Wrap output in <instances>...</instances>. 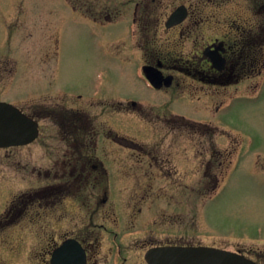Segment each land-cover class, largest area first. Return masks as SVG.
<instances>
[{"label": "flooded vegetation", "instance_id": "af4514ba", "mask_svg": "<svg viewBox=\"0 0 264 264\" xmlns=\"http://www.w3.org/2000/svg\"><path fill=\"white\" fill-rule=\"evenodd\" d=\"M111 2L76 0V10L95 14L99 24L131 14L139 77L169 100L204 99L217 113L231 88L264 74V0H126L125 12ZM173 14L179 21L168 26ZM81 100L36 103L27 112L38 123L37 139L41 121L51 126L45 140L53 155L30 168L27 187L0 213V264H147L152 248L227 249L200 240L203 218L188 197L193 151L177 142L180 132L212 142L197 152L206 157L195 169L202 191H214L232 163V151L219 143L224 131L175 115L171 101ZM114 113L121 119L114 122ZM67 242L69 258L60 253ZM231 251L264 264V250Z\"/></svg>", "mask_w": 264, "mask_h": 264}, {"label": "rangeland", "instance_id": "374dc122", "mask_svg": "<svg viewBox=\"0 0 264 264\" xmlns=\"http://www.w3.org/2000/svg\"><path fill=\"white\" fill-rule=\"evenodd\" d=\"M105 2L100 0L101 5ZM109 5L130 10L126 0H113ZM124 14L119 24H99L74 11L67 0H0V101L26 113L38 102L69 106L78 97L81 101H171L175 115L217 126L226 132L219 143L232 151V163L225 166L216 195L204 202L197 199L214 193L202 191V170L195 167L206 157L198 158L197 152L207 151L212 142L187 132L177 133L178 144L193 151L188 197L197 202L205 229L203 238L197 231H193L194 236L203 244L228 250L262 252L264 74L231 88L233 97H225L228 102L217 113L205 109L204 99L190 103L188 97L169 100L139 77V56L129 35L131 14ZM254 85L255 89H248ZM229 92L227 89L226 94ZM119 118L120 114H112L114 122ZM40 125L43 135L31 145L0 149V213L14 192L27 187L30 168L49 164L47 158L53 154L45 139L53 130L47 122ZM68 211L70 214L71 209Z\"/></svg>", "mask_w": 264, "mask_h": 264}, {"label": "water", "instance_id": "95a60500", "mask_svg": "<svg viewBox=\"0 0 264 264\" xmlns=\"http://www.w3.org/2000/svg\"><path fill=\"white\" fill-rule=\"evenodd\" d=\"M37 134V125L31 118L9 104L0 103V147L28 144ZM146 261L149 264H253L232 253L204 248L152 250Z\"/></svg>", "mask_w": 264, "mask_h": 264}, {"label": "trees", "instance_id": "16d2710c", "mask_svg": "<svg viewBox=\"0 0 264 264\" xmlns=\"http://www.w3.org/2000/svg\"><path fill=\"white\" fill-rule=\"evenodd\" d=\"M70 4L76 9V2L75 0H69Z\"/></svg>", "mask_w": 264, "mask_h": 264}]
</instances>
